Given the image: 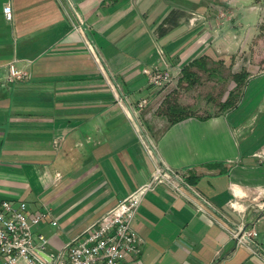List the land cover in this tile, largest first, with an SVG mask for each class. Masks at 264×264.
<instances>
[{
	"label": "crops",
	"instance_id": "obj_1",
	"mask_svg": "<svg viewBox=\"0 0 264 264\" xmlns=\"http://www.w3.org/2000/svg\"><path fill=\"white\" fill-rule=\"evenodd\" d=\"M222 1L0 0V206L48 211L33 227L48 237L46 252L164 164L183 175V193L166 183L147 193L133 220L145 245L123 264H264V65L241 62L264 7ZM227 5L239 17L214 22L215 6ZM244 9L243 19L258 14L249 27ZM199 57L233 61L234 104L171 123L158 111L166 85L144 69L167 70L172 84ZM11 64L27 76L9 81ZM242 222L257 231L259 253L237 243Z\"/></svg>",
	"mask_w": 264,
	"mask_h": 264
},
{
	"label": "built area",
	"instance_id": "obj_2",
	"mask_svg": "<svg viewBox=\"0 0 264 264\" xmlns=\"http://www.w3.org/2000/svg\"><path fill=\"white\" fill-rule=\"evenodd\" d=\"M3 11L8 19L12 18L13 10L9 2L4 5ZM144 70L150 83L158 87H163L172 79L167 70L157 66L146 67ZM26 76L25 71L16 68L14 64L10 65L9 81ZM118 99L122 101V98ZM147 101V98L141 99L140 108H143ZM256 155L264 159V148L256 152ZM183 178L182 174L169 166L157 165L149 181L121 198L54 253L46 252L48 237L33 229L48 215V211L30 215L27 201L15 204L12 200L5 199L0 206V264H123L130 258H136L143 250L145 239L133 226V220L145 196L163 183L183 193L180 187ZM196 193L208 203L199 192ZM230 206L242 213L247 208L238 200H232ZM197 207L204 210L200 204H197ZM256 208L264 209V201L257 203ZM52 222L57 223L56 220ZM233 235L238 244L248 246L253 253L261 251L257 231L246 226L244 222L237 226Z\"/></svg>",
	"mask_w": 264,
	"mask_h": 264
},
{
	"label": "rangeland",
	"instance_id": "obj_3",
	"mask_svg": "<svg viewBox=\"0 0 264 264\" xmlns=\"http://www.w3.org/2000/svg\"><path fill=\"white\" fill-rule=\"evenodd\" d=\"M216 2V0H211ZM222 1V0H217ZM228 2V5L232 4L230 0H223ZM222 1V2H223ZM259 6L264 7V0H255ZM214 4H211L213 6ZM227 5L226 9L219 10L216 7V17L212 18L216 22L219 13L223 18H226L225 21L229 24H233L234 18L239 17L236 14L239 11H234L233 8ZM243 7V5H242ZM244 8V7H243ZM256 10V9H255ZM247 14L245 9L240 11V18L245 22L246 26L253 25L258 20V14L252 13L250 16L243 19ZM220 17V18H221ZM262 20V19H261ZM242 38L246 39L250 32L249 28L242 29ZM251 45L244 51H242L241 59L243 67H252L255 68L258 65H264V19L261 21L260 27L257 29L256 33L252 36ZM208 69L199 68L197 66L193 67V70L197 72L198 80L195 84L191 85L187 80L183 81H174L172 84H166L165 88V97L164 103L161 104L159 112L163 113L166 110L168 103L178 102L183 106H187L193 114L204 115L205 113H212L221 109V103L229 97L230 91H233L234 82H233V61L227 59L225 62L221 63L216 61H208ZM163 88V89H164ZM224 99V100H223ZM223 100V101H222ZM159 113V114H160Z\"/></svg>",
	"mask_w": 264,
	"mask_h": 264
},
{
	"label": "trees",
	"instance_id": "obj_4",
	"mask_svg": "<svg viewBox=\"0 0 264 264\" xmlns=\"http://www.w3.org/2000/svg\"><path fill=\"white\" fill-rule=\"evenodd\" d=\"M195 66L208 70L210 69L207 65V60L204 57L196 58L190 64L186 65L183 68V75L181 77V81L187 80L188 83L191 85L197 82L198 75L197 72L193 70V67ZM234 101V92L231 91L229 97H227V99L221 103V109H227L229 107H232ZM164 113L168 115L171 123L193 115V112H191L187 106H183L178 102L168 103Z\"/></svg>",
	"mask_w": 264,
	"mask_h": 264
},
{
	"label": "water",
	"instance_id": "obj_5",
	"mask_svg": "<svg viewBox=\"0 0 264 264\" xmlns=\"http://www.w3.org/2000/svg\"><path fill=\"white\" fill-rule=\"evenodd\" d=\"M42 254H43L45 257H48L46 253L42 252Z\"/></svg>",
	"mask_w": 264,
	"mask_h": 264
}]
</instances>
